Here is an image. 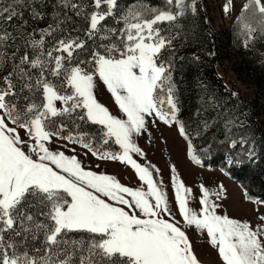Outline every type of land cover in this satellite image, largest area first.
Listing matches in <instances>:
<instances>
[{
  "label": "snow or ice",
  "instance_id": "6c2138e0",
  "mask_svg": "<svg viewBox=\"0 0 264 264\" xmlns=\"http://www.w3.org/2000/svg\"><path fill=\"white\" fill-rule=\"evenodd\" d=\"M38 2L14 0L43 20ZM231 6L227 0L226 14ZM56 7L85 21L86 28L73 31L86 39L54 36L71 19L59 10L46 28L23 37V50L16 45L18 35L0 31V67L11 65L0 83V264H200L188 228L206 234L222 264H264V200L245 192L256 206L254 226L219 214L222 185L216 192L201 185L195 198L200 208L194 209L193 191L173 165L170 202L162 180L154 179V166L134 159L144 158L135 137L159 121L176 126L188 159L203 166L179 118L173 63L165 55L176 38L172 27L179 28L189 11L196 13L197 0H163V7L138 0L123 8L119 0H57ZM250 8L252 19H245ZM22 16L16 7L0 8V20ZM109 18L120 27L105 23ZM237 20L247 46L254 33L264 32L262 0H247ZM97 80L119 116L98 101ZM85 124L96 125V132L83 130ZM59 141L65 149L79 145L97 160L130 166L146 187L125 186L115 176L86 169L76 155L54 147ZM254 154L250 149L249 157Z\"/></svg>",
  "mask_w": 264,
  "mask_h": 264
},
{
  "label": "trees",
  "instance_id": "16d2710c",
  "mask_svg": "<svg viewBox=\"0 0 264 264\" xmlns=\"http://www.w3.org/2000/svg\"><path fill=\"white\" fill-rule=\"evenodd\" d=\"M84 2L90 3V0H84ZM137 2L138 0H119L121 8ZM144 2L150 6L163 7V0H144ZM56 5L57 0H39L34 6L45 14L44 19L40 20L33 19L30 8L16 5L14 0H0V8L16 7L17 11L23 12L22 17L14 18L11 22L0 20V31L7 29L14 35H18L16 45L23 50L25 43L23 37L34 29L46 28L53 22V13L59 10L61 14L67 13L71 19H67L62 25L66 31L54 36H66L71 33L73 36L81 35L86 39L82 31L80 33L73 31L75 28H86L85 21L68 9H57ZM88 10L91 11L90 8ZM244 16L245 19H252L253 9L250 8ZM211 18L207 0H198L196 13L193 15L189 11L178 22L179 28L172 27V33L176 38L173 40L169 53L165 55L172 59L173 63V78L177 85L181 108L179 116L185 123L192 142L200 141L206 146L204 152H198L196 149L202 161V167L212 170L220 169L249 196L264 200V128L252 113L250 102L234 84L226 80L221 71L224 65L221 54L223 35L221 31L214 28ZM23 21H27V24H23V32H21ZM105 23L120 27L113 24L111 18ZM231 33V39L235 40V35H238L242 43L246 41L242 24L238 20ZM255 35L264 40V32L258 30ZM47 39H54V37ZM115 39L113 37V40ZM252 42L254 38L247 41L249 46ZM88 44L92 45L93 42L88 41ZM13 50L8 51L11 53ZM260 58L258 67H255L253 55L246 60L256 68L257 73L263 74L264 53ZM8 71H11L10 62L0 67V83ZM205 120L211 121L210 128L207 130H204ZM82 129L95 133L97 126L85 124L82 125ZM243 140L245 143H242ZM233 142L237 144L233 146ZM251 145L257 154L254 161L248 155ZM113 148L116 149L118 146ZM229 160L232 161L231 164L228 163Z\"/></svg>",
  "mask_w": 264,
  "mask_h": 264
},
{
  "label": "rangeland",
  "instance_id": "374dc122",
  "mask_svg": "<svg viewBox=\"0 0 264 264\" xmlns=\"http://www.w3.org/2000/svg\"><path fill=\"white\" fill-rule=\"evenodd\" d=\"M207 2L212 16L211 23L214 28L221 31L223 35V52H221V54L224 58V65L221 71L226 80L234 84L238 90H240L241 94L250 102L252 113L255 114L264 128V70L262 71L263 74L257 73L255 68L256 66L258 67V65L260 66V57H262L264 53V40L256 37L254 33V42H252L251 46H249L248 43L247 46H245V41L242 43L238 35H235V40L230 37L232 28L247 0H232L231 9L227 14L224 12V5L227 3V0H207ZM262 3H264L263 0ZM252 55L255 59V67L246 60L247 58L250 59ZM111 111L118 113L117 116L120 115L116 105L112 106ZM205 122L208 127L205 128L204 126V130H207L210 128L211 121L205 120ZM153 131H155L154 134H162L161 132L163 131L166 133L169 132L165 142L171 149L166 154L167 164H165L164 159H161V161L156 160L153 157V153H149L151 152L150 147L155 144L152 138ZM21 135H23V132H21ZM197 136L200 135L197 134ZM135 140L144 153L143 159L146 160V163L141 162L142 159L135 155L134 159H137L141 164L145 163L154 166L151 169L154 179L157 181L162 180L164 190L167 192L170 202L174 200L173 188L171 185V168L174 165L178 177L184 182L186 187L191 188L193 191L194 199L190 203L191 207L197 210L200 208L198 199L195 198L201 195L200 188L191 185V183L193 184L194 181L201 182L204 186L206 185V188L211 192L219 191L222 185L223 192L218 201L221 205L218 209L219 214H226L230 218L240 221H249L253 226L258 223L257 212L254 211L256 206L245 198V192L238 184L220 169L212 170L202 167L194 164L188 159L186 154L187 142L178 134L176 126L168 127L163 125L159 128L157 122L155 124L149 123L148 132L143 133L139 137H135ZM242 143H245V141L243 140ZM236 144L237 142L234 143V146ZM60 145V143H57L54 147L60 148ZM193 145L198 152H204L206 150V146L202 145L200 141L193 142ZM250 149H254L252 145ZM256 157L257 154L255 152L254 156L250 157V159L254 161ZM110 164L112 165L115 163ZM160 164L166 167L157 168ZM114 167L115 168H112V166L111 168L105 167L102 168L103 170H100L98 167L87 169L97 173L115 176L125 186L133 188L146 187L142 185V182L139 181L135 171L131 167H126L125 164H121L118 161H116ZM156 169L159 170L158 175L155 171ZM210 178H212V181L209 180ZM172 207L175 209L174 202L172 203ZM260 212L264 213V207L260 208ZM177 219H179L178 215ZM186 234L193 245L194 253L200 261V264H222L217 250L210 245L206 234L198 232L195 228H188Z\"/></svg>",
  "mask_w": 264,
  "mask_h": 264
},
{
  "label": "crops",
  "instance_id": "0c3cea01",
  "mask_svg": "<svg viewBox=\"0 0 264 264\" xmlns=\"http://www.w3.org/2000/svg\"><path fill=\"white\" fill-rule=\"evenodd\" d=\"M264 1V0H263ZM96 96L97 99L100 103H102L103 105H105L112 114L114 115H118V113H114L111 111L112 106L115 105L113 98L111 97V94L107 91L106 86L99 80H97V87H96ZM158 127L160 128L161 126H163L164 124L160 123L159 121H157ZM155 131H153V135L152 138L154 139V145H152L150 147L151 152L149 153H153V157L156 160L161 161V159L165 160V164H167V158H166V154L168 151H170L171 149L165 144L166 139H167V135L168 133L166 132H161L162 134H154ZM58 143H60V150L65 151L66 155H76L78 157V159H80L82 161L83 166L87 169V168H95L98 167L100 170H103L102 168H115L114 166L116 165V161H111V160H107V161H103L102 160H97L95 157H93L90 153L85 154L86 150L81 148L79 145H69L68 149L63 148V144L66 143L64 141H59ZM75 147V152L71 151V148ZM154 159V160H155ZM153 160V162L155 163V161ZM141 162H145L146 160L142 159ZM110 163H115V164H110ZM144 163V164H145ZM126 167H130L125 165ZM159 167H166L163 165H158L157 168ZM200 167V166H198ZM201 168V167H200ZM209 180L212 181V178H210ZM208 180V181H209ZM191 185H194L198 188H200L201 185H203V183L201 182H196L194 181L193 184L191 183ZM206 187V185H205ZM185 231H187V229H185Z\"/></svg>",
  "mask_w": 264,
  "mask_h": 264
}]
</instances>
